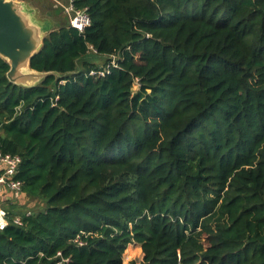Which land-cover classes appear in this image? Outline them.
<instances>
[{"label":"trees","instance_id":"trees-1","mask_svg":"<svg viewBox=\"0 0 264 264\" xmlns=\"http://www.w3.org/2000/svg\"><path fill=\"white\" fill-rule=\"evenodd\" d=\"M74 2L91 23L44 36L38 84L0 56V150L36 201L0 264H264V0Z\"/></svg>","mask_w":264,"mask_h":264},{"label":"water","instance_id":"water-1","mask_svg":"<svg viewBox=\"0 0 264 264\" xmlns=\"http://www.w3.org/2000/svg\"><path fill=\"white\" fill-rule=\"evenodd\" d=\"M48 22L33 20V13L18 0H0V56L9 63L8 79L21 86L38 84L49 72L30 67L44 34L50 32Z\"/></svg>","mask_w":264,"mask_h":264},{"label":"built area","instance_id":"built-area-1","mask_svg":"<svg viewBox=\"0 0 264 264\" xmlns=\"http://www.w3.org/2000/svg\"><path fill=\"white\" fill-rule=\"evenodd\" d=\"M62 8V12L67 17L68 25L83 32L91 23V16L86 8H78L74 0H68L67 5L62 4L59 0H53ZM94 52L95 50L92 49ZM117 55H110L109 59L101 66L88 71L89 75L103 77L110 73L112 67L117 66ZM137 80L134 86H137ZM21 157L18 154L4 153L0 150V193H5L9 199H17L22 193V182L16 178ZM1 200V199H0ZM30 211L26 212L29 215ZM8 213L0 204V229L8 224ZM13 222L21 225L23 218L20 214H15Z\"/></svg>","mask_w":264,"mask_h":264},{"label":"rangeland","instance_id":"rangeland-1","mask_svg":"<svg viewBox=\"0 0 264 264\" xmlns=\"http://www.w3.org/2000/svg\"><path fill=\"white\" fill-rule=\"evenodd\" d=\"M22 2L27 9L32 11L33 20L35 22L42 21V19H50L56 23H52L50 29L57 28L60 23H67V17L62 12V8L55 4L52 0H18ZM62 4L67 5L68 0H59ZM59 21V22H58ZM47 32L44 34L46 35ZM98 64H101L103 60H98ZM136 86H134L135 88ZM0 204L4 209L11 213V215L19 214V212H26V210H32L36 206V201L26 198L23 201H11V200H0ZM143 253L141 251L140 244L129 243L127 244L123 253V263H127L130 260L141 262Z\"/></svg>","mask_w":264,"mask_h":264},{"label":"crops","instance_id":"crops-1","mask_svg":"<svg viewBox=\"0 0 264 264\" xmlns=\"http://www.w3.org/2000/svg\"><path fill=\"white\" fill-rule=\"evenodd\" d=\"M53 1V0H52ZM55 4H56V2L55 1H53ZM41 20L42 21H45V22H48V24L50 25V26H52L51 24L52 23H56V21L54 22L53 20H50L49 18L48 19H42L41 18ZM67 21V20H66ZM59 22V21H58ZM68 23V22H67ZM61 24V23H60ZM51 28V27H50ZM0 199L2 200V199H5V200H11V201H17V199L15 200V199H9V197L5 194V193H0ZM17 202H19V201H17Z\"/></svg>","mask_w":264,"mask_h":264}]
</instances>
